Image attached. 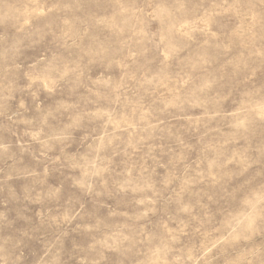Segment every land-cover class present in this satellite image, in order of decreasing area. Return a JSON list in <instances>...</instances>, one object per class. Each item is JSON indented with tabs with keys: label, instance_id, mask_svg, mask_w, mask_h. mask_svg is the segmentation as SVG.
<instances>
[{
	"label": "rangeland",
	"instance_id": "obj_1",
	"mask_svg": "<svg viewBox=\"0 0 264 264\" xmlns=\"http://www.w3.org/2000/svg\"><path fill=\"white\" fill-rule=\"evenodd\" d=\"M0 264H264V0H0Z\"/></svg>",
	"mask_w": 264,
	"mask_h": 264
}]
</instances>
